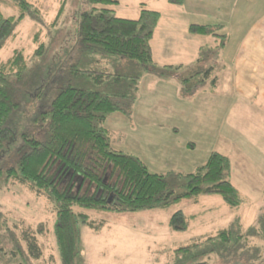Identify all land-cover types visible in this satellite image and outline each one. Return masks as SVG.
<instances>
[{
  "label": "rangeland",
  "instance_id": "obj_1",
  "mask_svg": "<svg viewBox=\"0 0 264 264\" xmlns=\"http://www.w3.org/2000/svg\"><path fill=\"white\" fill-rule=\"evenodd\" d=\"M29 1L40 9L43 24L26 16L0 50V64L11 58L17 49L24 51L30 67L49 63L56 54L58 59L64 58L65 48L73 45L79 14L92 7L89 0ZM117 1L106 7L126 19H138L142 5L159 11L163 18H170L172 10L168 0ZM63 4L56 27H51ZM0 8L6 17L20 13L12 0H0ZM159 32L162 34L164 28ZM38 33L40 38L36 42ZM237 34L241 35L242 31ZM235 36L230 33L229 40ZM41 42L47 47L46 60L34 56ZM164 44L169 46L170 41L159 35L155 50ZM213 51L207 49L201 54L205 63L219 60V65L210 72L211 76L201 66L184 67L175 76L176 71L157 65L161 72L148 69L140 62L117 55L100 53L90 59L98 60L92 68L141 75L137 89L132 88L131 97H135L136 102L131 113L112 114L106 123L115 149L139 156L146 161L151 172L184 174L204 165L213 151L220 152L230 160V181L240 192L241 204L229 206L215 194L183 199L167 208L134 212L89 210V221L96 227L81 225L80 254L76 264H264V240L248 235L241 240L244 244L248 238L244 248L233 243V248L227 252H212L187 259V253L176 255L174 252L177 248L197 243L206 249L212 244L208 238L217 236L221 229L234 226L245 233L264 217V99L259 94L246 96L237 87L233 89L229 84L234 77L233 70L229 67L230 61L226 63L224 60L229 49ZM221 62H225V66L220 65ZM216 79L221 80L217 86L214 85ZM179 110L192 116L193 120L185 119V125L193 127L195 124V136H191L190 130H185L186 133L177 138L174 136L173 126L182 122L178 119ZM256 135L260 150L256 147V139L253 140ZM187 137H193L197 143L195 153L190 150L182 152ZM178 191H185V187ZM180 209L186 217V230H175L170 225L172 215ZM0 211L5 214L9 227L0 230V264H62L54 231L57 221L54 202L11 180L0 183ZM26 230L36 232L42 250L39 257L31 253L27 241L22 239ZM195 252L197 250L193 254ZM256 255H259L257 260L253 258Z\"/></svg>",
  "mask_w": 264,
  "mask_h": 264
},
{
  "label": "trees",
  "instance_id": "obj_2",
  "mask_svg": "<svg viewBox=\"0 0 264 264\" xmlns=\"http://www.w3.org/2000/svg\"><path fill=\"white\" fill-rule=\"evenodd\" d=\"M12 1L20 13L6 17L0 8V50L26 16L43 24L40 9L32 2ZM184 1L169 0L176 5ZM116 2L89 0L92 7L79 14L73 45L65 48L64 58L58 59L56 54L51 62L30 67L24 51L17 49L0 64V183L18 181L54 202V231L62 264H76L81 225L96 227L89 221V210L167 208L183 199L215 194L229 206L241 204L240 192L230 181V160L220 152L213 151L194 172L156 173L139 156L112 146L108 118L115 113H131L136 102L131 97L132 88L137 89L141 75L92 68L98 60L90 58L100 53L117 55L160 71L151 41L161 13L142 5L138 19L121 18L106 7ZM63 8L64 4L51 27H56ZM189 31L205 35L214 34L216 28L192 24ZM39 38L38 33L35 41ZM34 56L47 59L44 42L39 43ZM205 71L210 75V69ZM180 187L185 191L179 192ZM3 215L0 211V230H7ZM170 225L175 230L187 229L183 210L172 215ZM234 228L221 229L217 236L209 237L207 241L212 244L206 249L197 243L174 252L187 253L186 259L195 258L230 251L233 243L244 248L248 238L244 244L241 240L246 235L264 240V217L245 233ZM22 239L35 257L42 254L35 230L24 231ZM194 250L197 253L193 254ZM253 258L259 259V255Z\"/></svg>",
  "mask_w": 264,
  "mask_h": 264
},
{
  "label": "crops",
  "instance_id": "obj_3",
  "mask_svg": "<svg viewBox=\"0 0 264 264\" xmlns=\"http://www.w3.org/2000/svg\"><path fill=\"white\" fill-rule=\"evenodd\" d=\"M170 7V18L161 16L151 41L157 66L176 71L175 76L184 67L193 66H201L203 70L210 69L212 72L214 66L219 65V60L205 63L201 54L207 49L219 52L229 49V53L224 56L226 63L230 61L229 67L234 74L229 84L233 89L237 87L243 91L246 96L259 94L264 99V0H185L183 4H172ZM192 24L208 25L216 28V31L214 34H193L189 31ZM162 27L164 32L160 34ZM237 31H242V34H237ZM230 33L236 34L232 41L229 40ZM159 35L170 41V44L155 50ZM224 63L220 65L225 66ZM220 82L216 79L214 85ZM179 115L178 119L182 122L181 125L173 126L174 136H182L185 130H190L191 136H195V124L193 127L185 125V119L189 117L193 120L192 116L185 110H179ZM255 139L257 144L259 137L256 135ZM193 140V137H187L183 141L182 152L190 150L195 153L197 143ZM256 147L259 149V143ZM174 166L179 169V166Z\"/></svg>",
  "mask_w": 264,
  "mask_h": 264
}]
</instances>
